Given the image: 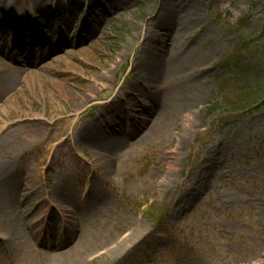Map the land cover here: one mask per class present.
<instances>
[{
	"label": "rangeland",
	"instance_id": "obj_1",
	"mask_svg": "<svg viewBox=\"0 0 264 264\" xmlns=\"http://www.w3.org/2000/svg\"><path fill=\"white\" fill-rule=\"evenodd\" d=\"M23 1L0 0V264H264V105L220 120L217 90L240 43L264 78V0Z\"/></svg>",
	"mask_w": 264,
	"mask_h": 264
},
{
	"label": "bare ground",
	"instance_id": "obj_2",
	"mask_svg": "<svg viewBox=\"0 0 264 264\" xmlns=\"http://www.w3.org/2000/svg\"><path fill=\"white\" fill-rule=\"evenodd\" d=\"M92 2H93V0H92ZM88 9H90V7H91V2L90 1H88ZM95 7H97V6H95ZM15 8H16V11L18 12V13H23V12H27V11H31V4H30V0H24L23 1V3L21 4V5H19L18 7H14L12 10L13 11H15ZM103 9H104V5H103ZM116 10V7L115 8H113V9H110L108 12H109V14L111 13L112 14V11L114 12ZM86 22H88V20H86V18H85V20L83 21V24L84 23H86ZM70 29V28H69ZM72 32V29H70V32L69 33H71ZM19 39H20V37H17L16 38V41L17 42H19ZM46 44V46L47 45H49V43H45ZM56 44H60V39L59 40H57V43ZM57 51H59V50H57ZM21 51L19 50V53L17 52V54H16V58H19L21 61H26L27 63H30L31 62V60H32V58L31 59H26V58H24L23 57V54H22V52L20 53ZM60 52V51H59ZM44 55H40V57H39V59H42V57H43ZM7 58L9 59V61H10V63H11V59L12 58H14V56L12 57V56H10V55H8L7 56ZM28 60V61H27ZM21 61H17V62H21ZM16 64V63H15ZM173 65V64H172ZM172 65H169L168 66V68H169V70H172ZM6 66V64L4 63L3 64V67H5ZM12 66V65H11ZM2 67V68H3ZM180 68V67H179ZM5 69H7V68H5ZM14 69V68H13ZM5 71H8V70H5ZM132 112H136L135 110H132ZM120 116H119V114L117 113V112H115V114L114 115H112V119L113 120H117L118 118H119ZM79 144H81V145H83V143H82V140H80L79 141ZM26 187V186H25ZM25 196L26 197H31V199L29 200V202L30 201H32L33 199H35L36 198V195H33V194H25ZM59 244H60V242H59Z\"/></svg>",
	"mask_w": 264,
	"mask_h": 264
},
{
	"label": "trees",
	"instance_id": "obj_3",
	"mask_svg": "<svg viewBox=\"0 0 264 264\" xmlns=\"http://www.w3.org/2000/svg\"><path fill=\"white\" fill-rule=\"evenodd\" d=\"M239 110H240V108L239 107H236L235 110H234V112H237Z\"/></svg>",
	"mask_w": 264,
	"mask_h": 264
}]
</instances>
